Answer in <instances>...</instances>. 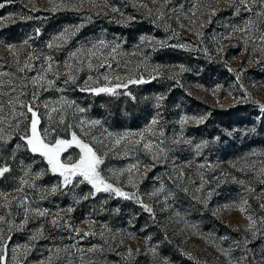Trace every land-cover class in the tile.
Returning a JSON list of instances; mask_svg holds the SVG:
<instances>
[{"label": "rangeland", "instance_id": "1", "mask_svg": "<svg viewBox=\"0 0 264 264\" xmlns=\"http://www.w3.org/2000/svg\"><path fill=\"white\" fill-rule=\"evenodd\" d=\"M0 3L5 132L25 98L38 105V93H28L26 78L45 72L52 77L49 83L62 76L59 80L70 89L75 80L83 87H123L133 94L135 106L128 107L137 120L118 130H105L100 121L92 125L99 119L65 99L71 102V122L103 154L100 170L106 181L140 201L95 192L87 182L77 184L79 177L67 187L58 174L48 186L37 182L32 163L41 159L31 156L27 165L12 166L16 158L2 152L9 140L5 133L0 167L19 171L7 179L10 188L0 186L7 197L0 196L7 264H264V6L258 0L247 5L239 0ZM65 28L72 33L67 42L48 48ZM94 44L99 48L91 55L86 50ZM72 52L77 58L69 60ZM31 67L41 76L28 75ZM49 91L39 95L47 114L62 103ZM184 116L205 119L181 124ZM125 132L144 136L116 144ZM77 152L69 148L63 156ZM131 165L137 167L129 171ZM52 187L92 199L89 208L73 220V199L66 195V203L53 201Z\"/></svg>", "mask_w": 264, "mask_h": 264}, {"label": "snow or ice", "instance_id": "2", "mask_svg": "<svg viewBox=\"0 0 264 264\" xmlns=\"http://www.w3.org/2000/svg\"><path fill=\"white\" fill-rule=\"evenodd\" d=\"M248 0H239L240 4L247 5ZM258 3H260L262 6H264V0H258ZM4 7V4L0 3V8ZM115 10V9H114ZM248 11H251V8L247 9ZM264 14V13H261ZM0 19H4V17H0ZM77 29L80 26H75ZM239 31L240 29H236ZM39 29L36 30L37 34H39ZM72 33L68 28H65L63 32H61L59 35L53 38L52 42L47 45L48 48H52L54 45L59 46L60 44L66 43L67 40L71 37ZM227 38V37H226ZM24 44H28V40L24 41ZM99 45H104V41H100ZM12 48L15 47V45L11 46ZM98 45H93L92 48L87 49L86 51L90 53L91 55H95L96 51L98 50ZM115 49H113L114 51ZM206 51V50H205ZM77 58V52H72L69 56V60ZM31 59V57H29ZM51 57H48L49 62V69L51 68ZM30 65L25 64V67H29ZM65 66L68 68H71V65L67 62L65 63ZM88 67L91 68L92 64L89 61ZM24 68H21L20 71H23ZM229 71H232V69H229ZM71 80L74 81L75 77L71 76L69 77ZM43 79V77H37L36 79L32 80L33 84L37 83V80ZM105 80L108 79L107 76L104 77ZM119 79V78H117ZM88 80L91 81L92 77L89 76ZM131 83H143V80H130ZM126 87V85H124ZM116 87H120V85H116ZM81 91H90L95 94L100 93H112L114 92V89L111 87H87V88H81ZM33 98H35V93L33 94ZM158 100L163 99V97H158ZM61 102L63 104H69L71 102L67 101L65 98L61 97ZM13 105L16 103V101L12 102ZM21 107L26 109V112L22 111L19 112L20 117H24L26 113H30V118L27 119V122L25 124V128L21 130L20 139L24 141V146L33 154L39 155L42 157L47 165L49 166L50 171L53 174H58L60 177H62V185L64 187H67L69 184L73 182L77 177H79V180H76V183H84L87 182L91 187L95 190V192L105 191V192H111L114 193L117 196H122L125 199H137V202L139 201V198L136 197L135 193H128L122 191L119 187H114L112 183H108L105 179V177L102 175L100 170V165L103 163V154L99 153V151L90 143L86 142L80 135L77 134L76 131L70 132V138H58L54 137L52 139H49V137L52 135V131L48 128L41 129L39 127L40 125V115L38 113V110L34 108V106L30 103H22ZM47 107V106H46ZM262 109H264V104L260 105ZM53 112L57 111L56 108L51 109ZM2 111V109H0ZM12 111H15V108L13 107ZM78 111L83 112V108H79ZM52 118L49 116V120ZM205 119L204 116L200 117H189L184 116L180 123H186L189 120H195L198 123L202 122ZM63 117H60V123H63ZM3 119H0V124H3ZM21 121H17L15 124H10L9 127L11 128H18ZM84 123H87L85 121H81V125ZM152 124H156L157 121L153 119L151 121ZM92 125L99 124V121L93 120L91 121ZM70 127V126H69ZM150 129H145V131H149ZM5 129L3 127H0V140H5ZM109 136H113L112 133H108ZM131 136H138L141 139H143L144 133H130L125 132L123 134H119L117 138L115 139L116 144H120L121 140L127 139ZM133 143H138L139 141H132ZM102 143V142H101ZM20 145H16V148H19ZM75 147L78 149V152L73 156L72 154H69L67 156H63L65 152L69 148ZM144 147H150V142L145 143ZM63 156V159H62ZM137 165H131L128 169L129 171L131 168H135ZM10 171V167L8 165H4L0 167V178H2L6 173ZM42 172L36 173L37 176L42 175ZM131 182V180H129ZM21 183H27V181H21ZM243 183V182H241ZM135 186V185H133ZM17 191H22V189L18 188ZM52 192L57 191V187L51 188ZM155 195V193H153ZM0 196H4L5 199H7L6 195L4 193H0ZM86 198V197H85ZM21 204H23V201H20ZM246 203V201L244 202ZM10 204V202H9ZM9 205H5V207H8ZM146 211L151 212L152 209L148 205H142ZM264 207V205H262ZM239 210L241 212L245 211L244 207L241 205L239 206ZM39 215L43 216L45 215V212H39ZM247 219L252 220L251 216H248ZM4 220L3 216H0V221ZM25 223L27 222V217L25 216ZM53 224L56 223L55 220L52 221ZM255 223V221H253ZM256 233L253 232V236H255ZM36 237H33L35 239ZM10 239V237H8ZM27 248V245L23 246ZM13 252H15V249H13ZM6 242L5 237L3 234V229L0 228V264H7V257H6ZM13 260H15V256H13ZM262 260H264V257H262Z\"/></svg>", "mask_w": 264, "mask_h": 264}, {"label": "trees", "instance_id": "3", "mask_svg": "<svg viewBox=\"0 0 264 264\" xmlns=\"http://www.w3.org/2000/svg\"><path fill=\"white\" fill-rule=\"evenodd\" d=\"M18 23V21H16ZM33 67V66H32ZM29 68V71L27 72L28 75H33L37 77V75L41 76V74L37 73L35 71V68ZM43 79L38 80L36 84L32 83V80L35 78H26L25 83H27L26 89L28 90V93L30 94L33 92L34 89H36V99H38V105H35L32 102H28V99L25 98L22 103H30L34 106L35 109L38 110V113L40 115V125L39 127L41 129L48 128L52 131V135L49 137V139H52L54 137H68L71 131H76L78 135H80L83 139V135L80 134L77 126L73 122H71L72 118L69 116V108H67L68 104L63 103H57L56 109L57 111L52 113H46V106L43 102H41V97H44L42 95L39 96L41 93H45L46 96L49 94H52L54 97L61 96L66 99H71L73 102V105L81 106L85 110V112H88L87 114L91 115V117L99 119L101 125L105 127V130H118L120 129L127 121L129 123L135 122L137 120V114H133L130 111V108L128 107L129 104H132L135 106V100L133 97V94L124 92L123 87L116 88L114 92L112 93H100L95 94L90 91H81V88H87L82 86V82L80 80H75V83L73 82L72 88H67L65 82H61L59 79L62 78V76H58L55 78V81L48 82L52 77L48 76L47 73L43 72L42 74ZM54 79V78H53ZM51 81V80H50ZM62 87L59 90L56 89V86ZM47 90L44 91V90ZM118 89V90H117ZM39 90V91H38ZM42 91V92H41ZM124 92V93H123ZM21 103V104H22ZM21 104L16 106V113L15 118L13 119V122H17L18 120L21 121L18 128H12L11 130H7L5 133H7L8 143L2 148V152L7 154V156H14L16 158L15 164L12 166H25L29 163L30 157H37L41 159V162H38L40 164H34L33 170L34 173L42 172L43 174L40 176H37L35 179L37 182H40L44 184L45 186H48L50 183H52L51 177L56 176V174H53L50 170H48L47 163L40 157L39 155L31 153L25 146L24 141L20 139L21 130L25 128V124L27 122V119L30 116V113H26L24 117H20L18 114L19 112H26V109L21 107ZM240 105H236L235 107H239ZM49 116L52 118L49 120ZM63 117V123H60V117ZM70 126V127H69ZM0 127H2V124H0ZM4 133V134H5ZM16 145H20L19 148H16ZM9 165H11L12 162H8ZM31 163V162H30ZM19 174L18 170H15V168H10V171L6 173L2 178H0V186L3 188H10L11 184L6 181L11 176H15ZM67 193V194H66ZM66 193L61 192H54L53 194H50V199H53V201H57L59 204H63L68 202L66 195H68L69 199H73L72 203V210L69 214H72L75 218L73 220H77L80 218V215L82 214V211L89 208V204L91 203L90 198L87 199H78L77 195L73 191V195L70 196L71 191H66ZM118 200L123 201L127 200L125 198L116 197ZM91 214V213H90Z\"/></svg>", "mask_w": 264, "mask_h": 264}]
</instances>
